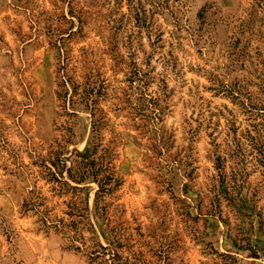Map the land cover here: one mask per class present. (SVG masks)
Segmentation results:
<instances>
[{"label": "rangeland", "instance_id": "obj_1", "mask_svg": "<svg viewBox=\"0 0 264 264\" xmlns=\"http://www.w3.org/2000/svg\"><path fill=\"white\" fill-rule=\"evenodd\" d=\"M91 87L123 256L264 264V0H0V264H95L22 211L38 157L92 150Z\"/></svg>", "mask_w": 264, "mask_h": 264}, {"label": "trees", "instance_id": "obj_2", "mask_svg": "<svg viewBox=\"0 0 264 264\" xmlns=\"http://www.w3.org/2000/svg\"><path fill=\"white\" fill-rule=\"evenodd\" d=\"M63 68L62 65L61 69ZM61 76L64 78L65 74ZM65 82L66 79L63 83ZM65 93L72 101L75 94L69 95L68 91ZM100 93V89L91 87L88 93L91 97L87 94L83 96L85 106L91 114L92 150L86 154L58 143L51 147L46 156L38 157L33 164L39 168L38 180H43L48 190L38 186L37 180L34 188L28 191L23 200L22 211L37 217L39 230H54L65 234L69 248L80 250L83 245L87 249L91 248L88 253L92 263L141 264L135 259L131 261L129 257L123 256L122 250L127 244L122 241L120 229L110 228L107 197L118 189L122 179L113 163L116 156L114 147L103 146L100 142L102 130L109 120L105 111L98 106L96 96ZM53 198H57L58 202H51ZM60 204L63 206L58 209ZM96 220L106 226L104 230H107L110 236L97 235L89 247L84 242L81 230L88 227V230L95 232ZM101 236L104 241L100 239ZM77 242L80 245H77Z\"/></svg>", "mask_w": 264, "mask_h": 264}]
</instances>
